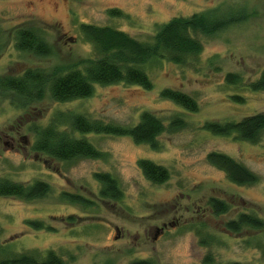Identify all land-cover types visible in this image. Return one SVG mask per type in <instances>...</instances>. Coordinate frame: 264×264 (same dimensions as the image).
Listing matches in <instances>:
<instances>
[{
	"label": "rangeland",
	"instance_id": "1",
	"mask_svg": "<svg viewBox=\"0 0 264 264\" xmlns=\"http://www.w3.org/2000/svg\"><path fill=\"white\" fill-rule=\"evenodd\" d=\"M112 9L119 15L110 14ZM195 13L205 14L209 22L236 20L213 34L199 32L203 50L184 65L164 59L145 62L152 89L123 82L97 84L92 96L56 102L47 82L43 98L24 106L19 95L0 91V176L23 183L41 179L51 186L49 194L37 199L0 196V245L42 255L54 250L67 264H205L208 253L219 263L264 264L263 233H236L225 227L243 211L264 216V132L251 142L236 133L215 134L204 128L206 122L240 121L264 113V91L247 86L264 69V0H0V76L19 75L28 68L48 73L83 68L85 60L97 55L81 31L82 23L112 26L148 41L172 18ZM21 27L44 32L52 52L19 50L15 31ZM229 72L240 74L243 81L229 84ZM164 88L190 94L199 109L189 111L163 98ZM234 94L243 101L234 100ZM58 111L125 126L137 124L142 112L149 111L166 124L180 116L186 125L159 136L158 148L130 136L86 134L105 157L60 161L35 152L29 130L33 124H48ZM212 152L234 158L258 180H230L208 160ZM141 159L166 167L168 179L149 180ZM98 172L118 180L120 200L101 196ZM62 192L85 196L95 206L66 201ZM213 197L229 202L232 210L215 215L208 204ZM28 220H40L52 229H35ZM196 226L216 240L203 244Z\"/></svg>",
	"mask_w": 264,
	"mask_h": 264
},
{
	"label": "trees",
	"instance_id": "2",
	"mask_svg": "<svg viewBox=\"0 0 264 264\" xmlns=\"http://www.w3.org/2000/svg\"><path fill=\"white\" fill-rule=\"evenodd\" d=\"M109 13L119 15V10L112 9ZM235 20V18H230L209 22L203 13H195L189 17H175L165 23L148 41H141L112 26L82 23L81 31L85 38L93 44L97 55L95 59L85 60L83 68L73 67L65 72L56 70L48 73L42 69L28 68L19 75H1L0 91L19 95L23 99L24 106L29 101H39L43 98L44 85L47 82L51 97L56 102H67L92 96L97 84L110 85L123 82L149 90L153 88V81L144 68L145 62L151 59H164L184 65L191 58L199 56L203 50L202 41L196 37L199 32L213 34ZM15 45L21 51L39 55H49L52 52L44 32L35 27L17 29ZM226 81L229 84H239L243 80L240 74L229 72L226 74ZM247 86L253 91H264V69L259 77ZM161 96L173 100L189 111L195 112L199 109L198 101L180 89L164 88ZM232 98L236 101H243V97L239 94H234ZM185 125L184 119L180 116H176L166 124L160 117L149 111L142 112L140 121L132 126L106 122L80 113L58 111L48 124H33L29 130L35 137L32 144L35 152L45 154L55 160L70 161L80 158L105 157L106 154L84 136L86 134L130 136L136 143H146L153 148H158L159 136L167 131H178ZM204 128L215 134L236 133L240 139L257 142L264 132V113L254 114L240 121L224 123L210 121L205 123ZM75 133H81L83 136L76 137ZM208 160L218 168L225 170L229 179L236 183H254L258 180L256 174L226 154L212 152ZM139 165L146 177L155 183L165 182L169 177L166 167L149 159H141ZM95 177L103 185L101 196L115 200L122 198V188L112 174L98 172ZM50 192V184L41 179L23 183L0 176V196H18L31 200L45 197ZM61 198L85 207L95 206L92 200L75 193L62 192ZM208 204L217 216L227 214L232 210L229 202L219 198H210ZM27 224L35 229H52L40 220H28ZM225 227L236 233L256 230L264 234V216L255 212L243 211L235 218L228 220ZM197 229L202 235L203 244H211L216 240L211 234H203L201 232L203 228L197 227ZM204 263L242 264L239 261L219 263L212 253L205 256ZM0 264H67V262L54 250H49L42 255L39 252H17L0 245ZM133 264H152V262L137 260Z\"/></svg>",
	"mask_w": 264,
	"mask_h": 264
},
{
	"label": "water",
	"instance_id": "3",
	"mask_svg": "<svg viewBox=\"0 0 264 264\" xmlns=\"http://www.w3.org/2000/svg\"><path fill=\"white\" fill-rule=\"evenodd\" d=\"M159 235V233L157 232V234H156V236L155 237H157Z\"/></svg>",
	"mask_w": 264,
	"mask_h": 264
}]
</instances>
